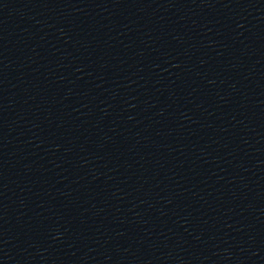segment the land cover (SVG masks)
<instances>
[{
  "label": "water",
  "instance_id": "obj_1",
  "mask_svg": "<svg viewBox=\"0 0 264 264\" xmlns=\"http://www.w3.org/2000/svg\"><path fill=\"white\" fill-rule=\"evenodd\" d=\"M0 264H264V0H0Z\"/></svg>",
  "mask_w": 264,
  "mask_h": 264
}]
</instances>
